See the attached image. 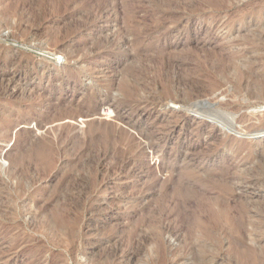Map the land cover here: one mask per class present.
<instances>
[{"label":"rangeland","instance_id":"1","mask_svg":"<svg viewBox=\"0 0 264 264\" xmlns=\"http://www.w3.org/2000/svg\"><path fill=\"white\" fill-rule=\"evenodd\" d=\"M2 71L25 78L10 99L0 82V264H264V98L246 94L264 75V0H0ZM199 101L223 114L215 129ZM44 138L52 172L27 164L26 194L6 200L18 153Z\"/></svg>","mask_w":264,"mask_h":264},{"label":"bare ground","instance_id":"2","mask_svg":"<svg viewBox=\"0 0 264 264\" xmlns=\"http://www.w3.org/2000/svg\"><path fill=\"white\" fill-rule=\"evenodd\" d=\"M5 1V0H4ZM5 3V2H4ZM59 26V25H58ZM22 29V28H21ZM251 37V36H250ZM233 39V38H232ZM235 43H237V44H242V42H241V40H240V38H237L236 40H233ZM236 44V45H237ZM193 47V46H192ZM248 47V46H247ZM219 48V47H218ZM213 49H215V48H213ZM220 49V48H219ZM248 49V48H247ZM211 50V49H210ZM221 50V49H220ZM222 50H224V49H222ZM170 51V50H169ZM226 51H228L227 49H226ZM248 52V51H247ZM246 52V53H247ZM217 53V52H216ZM226 53V52H225ZM219 54V53H218ZM209 55V54H208ZM212 55V54H211ZM250 55V54H249ZM161 56L162 57H164L165 56V53H161ZM210 56V55H209ZM135 57V56H134ZM172 57V56H171ZM219 57V56H218ZM217 57V58H218ZM227 58V57H226ZM258 61V60H257ZM9 61H7L6 63H5V65H7V64H9L8 63ZM220 62V61H219ZM222 62V61H221ZM252 60H248V62H247V64L245 65V69H241V68H237L236 69V71H237V76H235V80L233 79V78H231V79H229L228 80V82L229 83H232V84H234V88H235V90L237 89H241V87H242V82H243V75H247V76H251V73H252ZM10 64H11V62H10ZM20 64V63H19ZM261 64V63H260ZM221 65V64H220ZM255 65V64H254ZM9 66V65H8ZM14 66V65H13ZM18 66V65H17ZM218 66V65H217ZM257 66V65H256ZM219 67V66H218ZM231 67H235V66H233V65H231ZM228 68V67H227ZM263 69V68H262ZM117 71V70H116ZM119 72V71H118ZM243 74V75H242ZM133 75V74H132ZM255 75V74H254ZM25 77L22 75V74H18L17 72H12V73H8V72H5V71H2L1 73H0V82H2L3 83V87H4V89H5V96L7 95V97H9V99L10 98H13V97H16L15 95L16 94H21V92H23V89H18V90H16V91H14L13 89H11L10 88V86H11V84L12 83H14V82H17V80H19V79H24ZM253 81H257L261 86H260V90H248V92L246 93V94H248L250 97H259V96H261L262 98H264V75L261 77V78H259V77H252L251 78ZM1 83V84H2ZM192 84V83H191ZM251 86V85H250ZM13 87H15V86H13ZM136 88V87H135ZM201 88V87H200ZM168 89V88H167ZM170 89V88H169ZM126 90V93L127 92H129L130 91V89L129 88H126L125 89ZM165 90V89H164ZM204 90V89H203ZM208 91V90H207ZM242 91H245V90H242ZM236 92V91H235ZM3 93V92H2ZM165 94H168L167 92H164ZM225 93H226V91H225ZM179 95V94H178ZM184 95H186V94H184ZM188 95V94H187ZM1 96V95H0ZM131 96V95H130ZM168 96H170V95H168ZM183 96V95H182ZM1 97H3V95L1 96ZM127 97V96H126ZM172 98H171V100H172V104L173 105H175V106H177L178 104L180 105V106H186V105H188L189 104V98H188V96H187V98H186V100H184V101H181L180 99H177V98H175L176 97V95H175V97L173 98V96H171ZM180 97H181V95H180ZM2 99H4V98H2ZM168 99V98H167ZM207 100V104L209 103V105H210V101L208 100V99H206ZM2 100H0V102H1ZM216 105H218V106H220V105H226L227 107L229 106V103H224V104H221L220 102H214ZM8 104V103H7ZM124 104V103H123ZM61 105V104H60ZM179 105H178V107H179ZM191 105L194 107V111L196 112V116L195 117H197V118H206V119H208L209 121H210V123H211V127H212V130L213 129H215V122H218V120L219 119H221L222 117H223V114L221 113V111L218 109V108H216V109H211V108H209L208 106H206V105H204L201 101H199V102H192L191 103ZM55 106V105H54ZM74 106V105H73ZM57 108V107H56ZM64 110V109H63ZM68 111V110H67ZM52 113V112H51ZM60 113V112H59ZM72 115V114H71ZM116 115V114H115ZM2 118V117H1ZM2 120V119H1ZM258 120V119H257ZM260 122L261 123H263L264 124V115L262 116V117H260ZM3 121V120H2ZM52 121V120H51ZM41 123V122H40ZM225 123H227L228 125L229 124H231L230 123V121L228 120V119H225ZM96 124V123H95ZM126 124V123H125ZM227 125V126H228ZM248 125V124H247ZM226 126V125H225ZM226 126V127H227ZM97 127V126H96ZM171 127H174V126H171ZM247 128H249V130L248 131H252L253 130V128H254V125H252L251 124V126L250 127H248V126H246ZM246 129V128H245ZM211 130V131H212ZM7 131V130H6ZM5 131V132H6ZM124 131V130H123ZM229 131V130H228ZM258 132V134L257 135H261V134H263L264 133V128L263 129H259V131H257ZM0 133H1V131H0ZM4 133V132H3ZM124 133V132H123ZM120 134V133H119ZM226 134V133H225ZM67 135V134H66ZM130 135V134H129ZM79 136V135H78ZM122 137H124V136H122ZM146 137V136H145ZM226 137H229V139H233V142H234V140H236L235 138H232V137H234V136H228V135H226ZM6 138V137H5ZM131 138V137H130ZM2 140V139H1ZM123 140V139H122ZM30 141V140H29ZM231 142V141H230ZM128 144V143H127ZM56 145V144H55ZM146 146V145H145ZM57 147V146H56ZM77 147V146H76ZM27 148V147H26ZM118 148V147H117ZM58 150L59 149H57V148H55L54 147V144L50 141V138L49 139H46V138H44V139H42V140H40V141H38V144H36L35 145V148L33 149V150H31L30 151V153L28 154V157H29V159H31V161H27V160H25V158L26 159H28L27 158V154H26V152L28 151V150H23V151H21V152H19L18 153V156H19V160L17 161V164H18V167L16 168V169H12L10 172H9V176H13V178H14V176L15 177H18L19 178V181H18V183H17V185H16V187L14 188V190H11V191H13L14 193V195H11V193H10V195H9V199H6V200H9L10 202H12L14 199H16V198H19V197H21V196H24L25 194H26V188L24 187V184H23V179H20V178H22L23 176H25L24 178H26L27 176H26V174H27V164H29V163H33V161L34 162H40L41 164V168H39L41 171L40 172H52L51 171V169L53 168V157H54V154H56L57 152H58ZM114 150V149H113ZM1 151V150H0ZM60 151V150H59ZM82 153V152H81ZM61 154V153H60ZM59 154V155H60ZM58 155V154H57ZM81 155V154H80ZM143 155V154H142ZM56 156V155H55ZM120 156H122V155H120ZM60 157H61V155H60ZM28 159V160H29ZM57 159V158H56ZM122 159V158H121ZM75 163V162H74ZM81 163V162H80ZM99 163V162H98ZM76 165V164H75ZM17 166V165H16ZM30 166V165H29ZM79 166V165H78ZM97 166V165H96ZM166 167V166H165ZM168 167H170V166H168ZM78 168V167H77ZM94 169V168H93ZM168 169V168H167ZM29 170V169H28ZM164 170V169H163ZM8 171V170H7ZM182 171V170H181ZM224 171V170H223ZM39 172V171H38ZM132 173V172H131ZM166 173V172H165ZM187 173L188 174H194V170L192 169V168H188V170H187ZM45 174V173H44ZM28 175V174H27ZM135 175H136V173H135ZM29 176V175H28ZM129 176V175H128ZM132 176H133V174H132ZM226 176V175H225ZM252 176V175H251ZM134 177V176H133ZM170 177V176H169ZM216 177V176H215ZM229 177V176H228ZM217 178H222V179H220L219 181H218V187L220 188V190L221 191H228V193H231L232 191H233V187L234 186H232V185H230V183H228L227 182V180H226V178L225 177H222L221 175L220 176H218ZM242 178V177H241ZM247 178V177H246ZM211 179H213L212 177H211ZM215 179V178H214ZM251 179V178H250ZM215 181V180H214ZM216 181H217V179H216ZM237 181V180H236ZM249 181V180H248ZM2 182V181H1ZM1 182H0V184H1ZM3 183V182H2ZM245 183V182H244ZM181 185V186H180ZM178 187V189H177V193H186L187 194V192H189L190 190H189V187L188 186H186L185 184H183V183H181ZM1 186V185H0ZM7 187H8V185H6ZM6 186H4L3 187V189H6L7 187ZM27 186V185H26ZM211 186V185H210ZM176 187V186H175ZM214 187V186H213ZM151 188V187H150ZM149 189V188H148ZM192 189V188H191ZM234 190H236V189H234ZM29 191V190H28ZM40 191V190H39ZM154 191V190H153ZM175 191H176V189H175ZM34 192V190L32 191L31 190V192H30V194L32 195V193ZM2 193V189H1V191H0V194ZM4 194L6 193V192H3ZM234 193V192H233ZM237 193V192H236ZM29 194V193H28ZM178 194V195H179ZM6 195V194H5ZM53 195V194H52ZM54 196V195H53ZM182 196V195H181ZM1 197V196H0ZM182 198H184V197H182ZM1 199V198H0ZM3 200H4V198H3ZM1 201V200H0ZM1 202H4V201H1ZM0 202V203H1ZM7 202V201H6ZM17 202V201H16ZM17 204V203H16ZM212 204V203H211ZM225 205V202H224V204H223V206ZM3 205H1V207H2ZM6 206V205H5ZM219 206V205H218ZM240 206H243V205H240ZM239 206V207H240ZM7 207V206H6ZM226 207V206H225ZM238 207V208H239ZM222 208V207H221ZM221 208H218V209H215V210H217L216 212H217V215H216V212H215V215L216 216H219V218H220V220H222V219H224L223 221H225V223H229V225H230V227H231V229H233L234 231H236V232H239V235L240 234H242V236L243 235H245L244 234V232H246L245 230L243 231V228H244V224H243V220H241V219H243L242 217H240L239 216V218L238 217H236V216H230L229 214L231 213H229V211H227L226 209H221ZM227 208V207H226ZM242 208H245V206H243ZM1 209V208H0ZM183 209V208H182ZM10 210H11V208H10ZM9 210V211H10ZM13 210V209H12ZM247 210V209H246ZM238 211H240L239 213H242L243 214V217H244V211H243V209H238ZM187 212V211H186ZM55 214H56V212H55ZM240 215V214H239ZM262 215V214H261ZM258 217V216H257ZM241 218V219H240ZM218 219V218H217ZM52 220V219H51ZM61 220V219H60ZM257 223H259V221H257V220H255V221H251V225H252V227L254 228V227H257L256 225H257ZM55 224V223H54ZM259 224H261V223H259ZM263 225H264V223H262V225H261V227H263ZM251 227V228H252ZM254 230V229H253ZM174 231V230H173ZM230 232V231H229ZM174 233V232H173ZM204 255L203 254H199V259H201L202 257H203ZM249 256V255H248ZM205 257V256H204ZM203 257V258H204ZM252 257V256H251ZM251 257H250V261H251ZM255 258V257H254ZM244 260H246V259H244ZM249 260V259H248ZM245 263H247V262H245ZM250 264H254V263H251L250 262ZM257 264V263H256Z\"/></svg>","mask_w":264,"mask_h":264}]
</instances>
